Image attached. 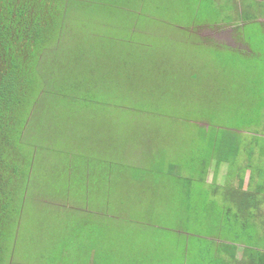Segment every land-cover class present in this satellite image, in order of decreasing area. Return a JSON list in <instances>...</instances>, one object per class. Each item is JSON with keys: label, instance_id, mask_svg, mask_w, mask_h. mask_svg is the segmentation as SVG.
<instances>
[{"label": "rangeland", "instance_id": "374dc122", "mask_svg": "<svg viewBox=\"0 0 264 264\" xmlns=\"http://www.w3.org/2000/svg\"><path fill=\"white\" fill-rule=\"evenodd\" d=\"M172 1L65 0L20 130L33 162L7 264H209L190 243L224 240L211 209L235 207L230 189L264 215V9ZM235 138L250 153L219 150Z\"/></svg>", "mask_w": 264, "mask_h": 264}, {"label": "trees", "instance_id": "16d2710c", "mask_svg": "<svg viewBox=\"0 0 264 264\" xmlns=\"http://www.w3.org/2000/svg\"><path fill=\"white\" fill-rule=\"evenodd\" d=\"M64 8L65 0H0V264H7L13 200L23 198L29 188L27 175L33 162L30 149L21 141L20 130L28 120L32 99L40 89L39 67L47 54L52 58L56 50H60L57 45L63 29ZM242 18L248 19L245 15H241ZM243 142L246 143L235 138L223 148L222 145L213 147H221L219 150L223 151L231 146L250 153V143L246 146ZM259 170L263 176L264 170ZM239 192L230 189L235 207L225 203L222 210L211 209L214 216L221 218L217 221L220 222L217 230L219 238L224 240L197 238L198 244L190 243L193 257L199 249L209 253L204 258L198 257L209 264H264V250L252 246L257 244L258 231L251 229L256 223L233 222L230 217L232 213H252L251 201L255 197ZM188 241L184 243L189 248ZM240 244L244 246L242 259L236 258Z\"/></svg>", "mask_w": 264, "mask_h": 264}, {"label": "crops", "instance_id": "0c3cea01", "mask_svg": "<svg viewBox=\"0 0 264 264\" xmlns=\"http://www.w3.org/2000/svg\"><path fill=\"white\" fill-rule=\"evenodd\" d=\"M190 1L191 0H186L185 2H190ZM217 1H218V4H216L217 5L216 9L220 8L226 14L233 15L235 17V20H239L241 18V15H245L249 19V17L253 16L256 13H261L259 11L264 9V0H217ZM172 2H173V5L178 3L175 0ZM244 20L246 19L242 18V21ZM259 215L257 216V214H254V213H246L244 215L232 213L230 214V217L233 222L250 221L252 223L254 222L259 223V226H258L259 229H257L256 231H260L264 235V228L262 224L260 223V221L264 222V215H261V216Z\"/></svg>", "mask_w": 264, "mask_h": 264}]
</instances>
